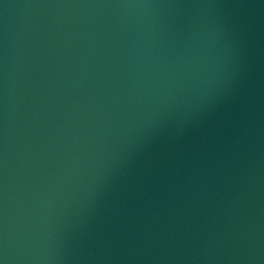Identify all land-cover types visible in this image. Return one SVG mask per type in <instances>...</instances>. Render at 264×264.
Instances as JSON below:
<instances>
[{
    "label": "water",
    "instance_id": "95a60500",
    "mask_svg": "<svg viewBox=\"0 0 264 264\" xmlns=\"http://www.w3.org/2000/svg\"><path fill=\"white\" fill-rule=\"evenodd\" d=\"M0 264H264V0H0Z\"/></svg>",
    "mask_w": 264,
    "mask_h": 264
}]
</instances>
